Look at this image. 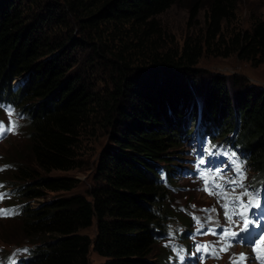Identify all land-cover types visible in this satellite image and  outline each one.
Returning a JSON list of instances; mask_svg holds the SVG:
<instances>
[{
  "label": "trees",
  "instance_id": "obj_1",
  "mask_svg": "<svg viewBox=\"0 0 264 264\" xmlns=\"http://www.w3.org/2000/svg\"><path fill=\"white\" fill-rule=\"evenodd\" d=\"M181 1L31 0L25 6L0 0V96L29 115L27 153L8 159L13 169L0 179L11 178L23 205L44 200L19 218L34 245L27 264H88L90 247L105 259L101 264H162L166 252L156 237L168 222L189 223L158 173L173 178L181 140L192 131L183 118L211 144L237 147L253 173L264 172V94L239 92L229 101L216 77L199 96L185 92L180 79L209 51L259 66L264 23L256 21L250 33L224 34L238 0H208L205 38L187 36L176 49L157 18ZM32 8L36 18H21ZM198 11L193 5L191 18ZM30 19L35 22L26 24ZM65 48L91 52L85 71L64 75L70 65ZM92 57L109 79L107 88L101 79L98 91L90 81ZM159 75L167 92L154 90ZM17 79L24 84L12 91ZM148 82L153 93L144 90ZM113 114L116 133L100 155L89 199L60 196L77 180L56 173L79 166L82 138L96 123L111 124ZM48 193L54 196L46 199ZM93 219L90 240L79 231Z\"/></svg>",
  "mask_w": 264,
  "mask_h": 264
},
{
  "label": "rangeland",
  "instance_id": "obj_2",
  "mask_svg": "<svg viewBox=\"0 0 264 264\" xmlns=\"http://www.w3.org/2000/svg\"><path fill=\"white\" fill-rule=\"evenodd\" d=\"M25 6L29 5L31 0H23ZM208 0H183L179 4L170 8L167 12L162 14L157 21L160 23L161 28L170 34L172 40L168 39L166 43L169 47H174L179 49L184 39L187 36L196 35L200 32L202 38H205V15H206V6ZM40 4V3H39ZM196 6L199 8L198 15L195 18H191L190 8ZM237 9L235 17L231 19L229 25L224 29V34H230L233 32L241 33H250L252 26L256 21H261L264 23V0H238ZM25 8V7H24ZM37 10L36 8L30 9L29 12L23 13L21 18H36ZM34 19H30L26 24L34 23ZM73 27V26H72ZM46 27H43L45 31ZM76 32V30H74ZM74 34V33H72ZM68 45V44H67ZM62 51L64 54L69 55L70 61L66 68L65 76L71 74H78L77 72L85 71L86 65L88 63L91 52L87 49L80 50L75 49L72 53L68 51V48ZM63 50V48L61 49ZM54 52L52 56H57L58 52ZM48 56L47 58H51ZM92 68L93 77L90 79L91 83L94 86V90L98 91L102 80H106L103 83V87L109 86V79L106 74L102 73L103 71L99 70V62L92 57ZM186 74V73H184ZM90 75V76H92ZM105 77V78H104ZM218 78L222 82V87L225 90L227 95V100H233L234 95H238L239 92H252V93H261L264 94V61L257 67H252L249 63L239 60L236 55H229L227 57L219 56L213 51H209L202 58H200L197 63L189 68V72L186 75H183L182 83H184L185 92L189 94L197 95H206L209 89L212 87V82L215 78ZM17 79L16 81H19ZM16 81L11 82V85ZM166 89L165 83H163L162 76L159 75L154 85V90ZM183 88V87H182ZM170 89V88H169ZM151 93L154 92L152 89V84L150 82L146 83V88ZM168 90L166 89V92ZM126 104V103H125ZM5 116L4 113L1 114ZM225 119L228 117L227 113L225 114ZM113 119L111 124L108 123H96L92 125L93 129L88 133L84 138H82L81 151L78 155L79 166L70 172H60L56 173L60 176H68L75 178L77 180L76 186L68 192H60V196L69 197L73 195H82L86 199H89L87 192L98 184L96 176V168L100 159L101 153L111 145V136L116 133V128L113 125V120L115 119V114L112 115ZM181 124L189 129L190 123L187 120L182 119ZM119 129V128H118ZM192 129V127H191ZM27 131V123L24 122L20 125L19 135L13 137L8 136V140L0 146V163H5L3 160L8 161V159L16 160L20 155H26L27 153V142H25V133ZM238 138V136H237ZM220 138L217 139L219 141ZM180 153L184 154V146L180 144L179 146ZM186 157V156H184ZM206 179L209 180V187L212 188V184L221 185L220 192L221 197L218 198L217 195H209L207 192L202 191L203 188L200 184V181L197 176H188L184 179L178 180L177 183L183 186H189V190L185 189V195L171 193L175 198L173 203L179 206H185L187 203L188 197L190 198V204H187V209L192 210V203L203 208L204 206L207 209H212L215 213V210L220 213V210L224 211L222 205L226 203L228 191H223L224 188V177L226 176L223 171L207 172ZM222 177V179L220 178ZM235 180L234 177H232ZM236 179H240L239 176H236ZM0 181L8 183L9 186H12L13 181L10 177H5ZM228 185V184H226ZM212 191L215 193L217 189L212 188ZM54 194H46V199H50ZM44 201L43 199H36L25 205L24 211L27 208H33L37 206L38 203ZM210 204V207L207 206ZM194 206V205H193ZM204 209H202L203 211ZM242 229V228H241ZM241 229L233 230L234 233L241 232ZM80 234L86 235L93 240L96 234L95 228V219L92 221V226L79 231ZM25 244L32 245L28 239H25L22 234V223L19 220V217L13 219H0V248L4 254L10 252L12 247H21ZM34 246V245H32ZM31 246V247H32ZM33 248V247H32ZM236 257L227 258L225 264H230V260H235ZM88 264H101L105 260L104 258L97 255L92 247H90L88 256Z\"/></svg>",
  "mask_w": 264,
  "mask_h": 264
},
{
  "label": "snow or ice",
  "instance_id": "obj_3",
  "mask_svg": "<svg viewBox=\"0 0 264 264\" xmlns=\"http://www.w3.org/2000/svg\"><path fill=\"white\" fill-rule=\"evenodd\" d=\"M9 115H11L10 112H9ZM8 130H12V129L11 128H5V126L2 123H0V134H3L5 131H8ZM198 163L203 164V163H205V161L203 159H201ZM234 170L236 173H239L241 177L243 176V173L241 170V165L239 163L234 162ZM207 175H209V174H207L205 172H200V178L204 182V187L201 190L207 192L209 195L215 194L218 196V198L221 197V192L219 191L221 188V185L212 184V188L217 189V191L214 193L212 191V188L209 187L210 182L208 179H206ZM220 178L222 179V177H220ZM238 182H239L238 180L229 181V183H232V184H237ZM240 186L243 187V185H240ZM244 195L249 196V203L247 206H245V210L243 213H230L228 203H224L222 205V207L224 208L225 217L229 221V223L232 222V215H239V216H241L242 219L245 220V227L241 229V232H247L248 231L247 225L249 223H251V221H248L246 219L248 210L253 206H255V207L261 206L260 201L257 197H254L247 192H245ZM236 199L239 200V197H236ZM0 214L10 215L11 213L7 210H0ZM193 219H197V218L193 217ZM197 222L199 223V221H197ZM197 231L199 232L200 228H198ZM204 234L218 235L217 243H219L220 240H223L225 242V247L220 248L219 251H225L227 247L231 246V241L235 240L240 235V233H232L229 228H224L222 233H220V234H217L214 229H209L208 233H204ZM245 239L246 238H241L238 242L244 243ZM166 246H168V245H166ZM210 247H212V246L211 245H198L197 251L198 252L204 251L205 255H212L213 257L218 258L217 257V249L213 248L212 251L209 253L208 249ZM252 251L254 254H256L257 259L260 260V264H264V234H261L257 240L253 241ZM247 258L248 257L245 253H240V254H238V256L235 260H230V264H243V262L245 260H247ZM10 264H14V262H10Z\"/></svg>",
  "mask_w": 264,
  "mask_h": 264
}]
</instances>
